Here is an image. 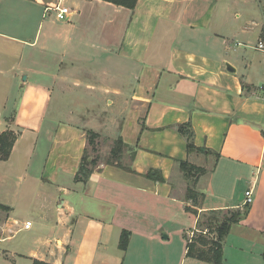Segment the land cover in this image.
I'll use <instances>...</instances> for the list:
<instances>
[{
    "label": "crops",
    "instance_id": "obj_1",
    "mask_svg": "<svg viewBox=\"0 0 264 264\" xmlns=\"http://www.w3.org/2000/svg\"><path fill=\"white\" fill-rule=\"evenodd\" d=\"M57 1L0 0V135L18 136L0 164L35 184L24 215L0 201V260L209 264L187 257L189 234L202 214L240 211L223 264H264V0H138L133 10L62 0L66 21L48 10ZM75 90L95 91L106 108L117 101L126 115L82 126L81 114L62 111ZM185 124L192 151L178 131ZM87 126L103 156L118 138L134 149L123 166L131 172L104 163L87 183L75 181ZM183 162L204 172L190 180Z\"/></svg>",
    "mask_w": 264,
    "mask_h": 264
},
{
    "label": "trees",
    "instance_id": "obj_2",
    "mask_svg": "<svg viewBox=\"0 0 264 264\" xmlns=\"http://www.w3.org/2000/svg\"><path fill=\"white\" fill-rule=\"evenodd\" d=\"M105 2L112 3L114 5L124 7L130 10L135 9L138 0H103ZM178 131L186 138L187 141V148L189 151H192L195 149L194 145V132L191 129L189 124L181 125L178 127ZM87 140H88V146L92 148V151L94 153L99 152V135L97 133H94L93 131L87 132ZM18 136L14 134L11 131H6L0 135V154L2 160H8L13 146L15 142L17 141ZM129 146H127L122 138H118L114 141L113 147L110 153V157L106 161V165L108 166H114L118 168L125 169L127 171L131 172L130 168H124L120 161L123 158V155L125 151H127ZM130 152L132 153V159H134V149H130ZM101 161V157L98 156L96 158H92L88 154V149L85 151L80 167L78 169V172L75 177V181L77 183H87L91 176L93 175L95 169L98 167L99 163ZM181 168L185 172V176L190 175V177L193 174V171L200 175L204 172L203 169L197 168L195 166H190L188 163H181ZM195 175V176H197ZM193 177V176H192ZM157 181L162 182V177H156ZM186 199L193 202L194 206L197 207L199 205V199L200 196H198L192 189H188ZM250 206H246L248 209ZM187 211H192L197 215V211H193V209L187 208ZM223 214L222 212H208L207 216L205 217V222H203V225L201 222H199V227L205 226L208 229V232L210 234H213V238L210 242H206L205 240H202L201 244L203 247L207 249H200L196 245V241L188 245V254L187 257L197 259L202 262H206L209 264H223V243L227 235L229 234L231 228L233 225L239 223L242 213L240 211H227L225 212L224 218L222 222L220 223L219 216ZM216 223H220V225H217ZM130 234L127 232H123L120 242V248L123 250H126L128 246ZM206 243H205V242ZM33 264H46L40 261H34Z\"/></svg>",
    "mask_w": 264,
    "mask_h": 264
},
{
    "label": "rangeland",
    "instance_id": "obj_3",
    "mask_svg": "<svg viewBox=\"0 0 264 264\" xmlns=\"http://www.w3.org/2000/svg\"><path fill=\"white\" fill-rule=\"evenodd\" d=\"M72 94L66 97H62L63 101L61 102L62 105V111H64L63 113H65V116L67 114V111H69V109L77 111V113L81 114V118L82 121L81 124H83L82 126L86 125H90L93 123L94 124H99L100 122H103L109 115L114 118L115 116H121V115H126V112H119L118 111V102H115V106H108L106 108V104L103 101L102 103H100V97L96 95L95 91H87L86 94H80V92L78 90L72 91ZM97 104H103L99 107V109H97L98 107L96 106ZM103 106V112H100V109ZM80 110V112H79ZM77 114V115H79ZM91 125V126H93ZM87 126V128H84V131L86 132V134L88 135L87 132L89 131H93L92 129H90ZM99 143V140H98ZM100 145V143H99ZM102 148V149H101ZM101 148L99 147V152L98 153H94L92 151V148L89 147L88 149V154L90 157L92 158H96L98 156H102L101 157V161L98 165V167L102 166V164L106 163L109 155L103 156L104 154L101 153H105V151L107 150V147L104 145L101 146ZM102 150H105L104 152H102ZM109 154V153H107ZM125 154V160H121L120 163L122 166H127L130 163V157L132 154H129L127 151L124 153ZM1 161H5L2 160ZM7 161V160H6ZM97 167V168H98ZM8 172H10V178L11 180H9L7 183L6 181H4L3 178H1L3 175L7 174ZM22 174V170L21 168H11V166H5L0 164V201L2 202H10L12 201L13 204H18L17 207L15 208L14 212H17L19 216L24 215L27 211V209L30 207V204L32 202L33 196H34V187L33 182L29 183V184H25L24 181H20V179H16L18 176H20ZM193 177L194 175H197L194 171H193ZM14 176V177H13ZM187 178H191L190 175L186 176ZM192 180V179H190ZM189 181V180H188ZM35 183V182H34ZM23 188V191L20 193L21 194V200L18 202V189ZM5 210L7 209V207H3L0 206V211L1 210ZM9 209V208H8ZM223 214H221L218 218L220 220V223L222 222L225 212H222ZM205 217L208 218L207 214H202V216L200 217V221L201 224L203 225V222H205ZM3 219H1L0 217V223ZM220 223H216L217 225H220ZM199 229H201V231H204L206 233L201 232ZM194 236L192 238V241H196V245L198 248H202V249H207L205 247L202 246L201 242L202 240H205L206 242H210L211 239L213 238V234H210L208 232V229H206L205 226H203L202 228H198V230H194L193 231ZM208 233V235H207ZM192 234V232H191ZM2 235V231H1V227H0V238ZM190 237V236H189ZM177 239V238H176ZM175 239V241H176ZM178 241L179 237H178ZM204 241V242H205ZM205 242V243H206ZM203 243V242H202ZM178 247L179 248V243H176L174 247ZM1 252V249H0ZM0 264H4L3 261L0 260Z\"/></svg>",
    "mask_w": 264,
    "mask_h": 264
},
{
    "label": "built area",
    "instance_id": "obj_4",
    "mask_svg": "<svg viewBox=\"0 0 264 264\" xmlns=\"http://www.w3.org/2000/svg\"><path fill=\"white\" fill-rule=\"evenodd\" d=\"M48 10H52V12H55L56 13V18L59 21H66L69 18V16L71 15L70 10L68 8H65L62 5V0H58L57 1V5L52 7V8H50V9H48ZM258 49L264 52V42L259 43ZM253 201H254V190L250 189L244 195L243 205L245 207L246 206H251L253 204ZM31 226H32V223L31 222H27L24 227H25L26 230H29L31 228ZM189 236H190L189 242L192 243L193 242L192 238L194 236V233L189 234Z\"/></svg>",
    "mask_w": 264,
    "mask_h": 264
},
{
    "label": "water",
    "instance_id": "obj_5",
    "mask_svg": "<svg viewBox=\"0 0 264 264\" xmlns=\"http://www.w3.org/2000/svg\"><path fill=\"white\" fill-rule=\"evenodd\" d=\"M228 71H232V72H235L234 69H232L230 66H228ZM243 198V196H241V199Z\"/></svg>",
    "mask_w": 264,
    "mask_h": 264
}]
</instances>
